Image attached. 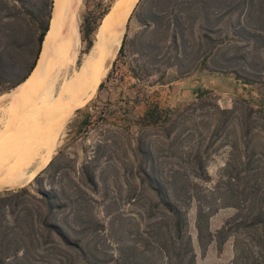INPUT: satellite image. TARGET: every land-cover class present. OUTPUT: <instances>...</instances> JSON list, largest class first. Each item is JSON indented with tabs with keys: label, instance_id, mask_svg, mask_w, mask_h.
Listing matches in <instances>:
<instances>
[{
	"label": "trees",
	"instance_id": "obj_1",
	"mask_svg": "<svg viewBox=\"0 0 264 264\" xmlns=\"http://www.w3.org/2000/svg\"><path fill=\"white\" fill-rule=\"evenodd\" d=\"M52 6L53 0H0V92L14 89L34 68ZM135 13L140 27L128 50L130 76L140 80L163 73L161 67L184 76L204 68L232 73L256 86L259 96L247 91L222 107L198 87L192 100L153 103L141 116L86 112L78 131H91L96 140L81 149L78 165L63 147L34 176L33 191H0V264H198L188 231L193 204L203 250L211 243L221 250L232 239L229 264H264V74L256 66L264 47V0H138L128 21ZM96 25L87 18L81 24L88 47ZM32 37L33 59L16 76L17 56ZM128 42L125 32L113 65ZM243 42L250 48L242 50ZM221 154L209 185L207 164ZM122 182L150 220L135 243L116 240L97 210L98 199L113 186L122 189ZM225 207L233 213L211 231L209 218Z\"/></svg>",
	"mask_w": 264,
	"mask_h": 264
},
{
	"label": "rangeland",
	"instance_id": "obj_2",
	"mask_svg": "<svg viewBox=\"0 0 264 264\" xmlns=\"http://www.w3.org/2000/svg\"><path fill=\"white\" fill-rule=\"evenodd\" d=\"M137 1L138 0H77L78 15L80 20L79 32L82 45L80 60H83L85 55L91 52L94 42L93 41L88 47L87 42L82 40L81 24L83 23L84 18H87L91 22L97 21V25L91 34V39L94 37L95 40V38L99 35L104 34V36L106 35V41H109L108 43L110 44L115 36L122 34L123 38L124 33L127 32L130 42L127 43V53L119 56L113 65V61L117 56L116 53V56L108 70V72H110L109 77H106L108 74L107 72L106 76L102 80L104 82L102 88L98 90L99 83L95 91L91 92L88 96L79 101L68 115L64 121L65 123H63V126L61 127L63 130L61 133L62 135L59 134L58 136L60 143L58 142L56 145V150L52 154L51 158L56 155L59 149L68 147L72 157L75 158V161H77L76 164L78 165L79 162L82 161L83 152L81 149L86 147L89 150L91 145L96 140V135L91 131L87 134L86 132L83 133L78 131V122L84 117L86 112H92L94 111V108L103 111L112 119L124 118L125 112L130 115L141 116L148 109L149 105L153 103H157L159 106H175L178 103L192 100L195 97L194 89L198 87L210 91L222 107H230L233 100L237 96H247V91L255 97L259 96L256 86L243 85V83L234 78L232 73H221L204 68L195 69L184 76H181L180 72L175 70V68L164 69L163 67H161V71H164L163 73L153 72L151 75L140 80L130 76L127 69V63L130 59H132V57L129 55L128 50L133 46H136V43L134 44L132 41L136 38L135 36L139 31L140 25L136 19V13L130 17L129 21L128 18ZM31 30L33 32V28L30 29V33H32ZM34 31H37V28L34 27ZM198 32L199 31L196 29V35L199 34ZM26 44L27 46L21 50L20 54L17 56L21 65L16 76L25 72L34 56L35 39H33V37L30 38L27 40ZM247 44L248 43L246 42L240 44V46L243 47L242 50L250 48H247ZM229 47L232 49V52L236 49L234 46L232 47L229 45ZM258 52L259 55L257 54V60L259 63L256 66L258 69L262 68V74H264V47H261ZM10 89L0 92V96L10 92L12 90ZM28 107V105L22 106L21 104H16L15 107L12 106V108H10L11 111L6 113V115L0 111L1 156L7 158L10 155L17 156V154L22 152V147L18 145L19 140H1L3 139L2 129L5 130L8 128L9 130L7 131H11L13 129L11 127L18 126L20 124L19 122L22 123L26 121V114L29 110ZM21 146H23V144H21ZM224 156L225 154H221L216 156L211 161L209 160L207 170L212 179L211 183H208L209 185L212 184L217 177L218 170L223 164ZM41 170L36 172L26 184L11 188H1L0 191L16 189L23 186L29 187L33 191L35 189L33 178ZM130 194V186L122 182V189L115 186L111 187L107 195H104L103 192L104 197L99 198V202L97 204L99 216L106 223V228H111L113 237L116 240L125 243H135L138 241L139 235H142V233L147 230L150 222L147 216L148 213L146 206H142L141 201H138L137 199L134 200V198H129ZM232 213V208H220L209 218V229L211 231H215ZM195 223L196 207L195 204H193L188 212V231L196 253L197 263L229 264L233 257L232 239H228L223 244L221 250L216 247L215 243L209 244L207 249L203 250L198 241V233ZM203 240H207V237L204 236Z\"/></svg>",
	"mask_w": 264,
	"mask_h": 264
},
{
	"label": "bare ground",
	"instance_id": "obj_3",
	"mask_svg": "<svg viewBox=\"0 0 264 264\" xmlns=\"http://www.w3.org/2000/svg\"><path fill=\"white\" fill-rule=\"evenodd\" d=\"M79 21L77 0H54L49 29L33 71L0 96V111L5 115L16 104L29 106L26 121L11 127V131L2 129L1 140H19L22 152L7 158L0 155V189L26 184L48 164L64 121L79 101L95 91L116 56L122 34L110 44L101 34L91 52L80 60Z\"/></svg>",
	"mask_w": 264,
	"mask_h": 264
},
{
	"label": "water",
	"instance_id": "obj_4",
	"mask_svg": "<svg viewBox=\"0 0 264 264\" xmlns=\"http://www.w3.org/2000/svg\"><path fill=\"white\" fill-rule=\"evenodd\" d=\"M138 2V1H137ZM49 28V27H48ZM47 31H48V29H47ZM45 35H46V33H45Z\"/></svg>",
	"mask_w": 264,
	"mask_h": 264
}]
</instances>
